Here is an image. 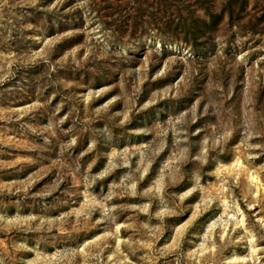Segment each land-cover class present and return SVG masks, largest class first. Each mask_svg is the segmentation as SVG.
I'll use <instances>...</instances> for the list:
<instances>
[{
    "label": "rangeland",
    "instance_id": "374dc122",
    "mask_svg": "<svg viewBox=\"0 0 264 264\" xmlns=\"http://www.w3.org/2000/svg\"><path fill=\"white\" fill-rule=\"evenodd\" d=\"M0 264H264V0H0Z\"/></svg>",
    "mask_w": 264,
    "mask_h": 264
}]
</instances>
